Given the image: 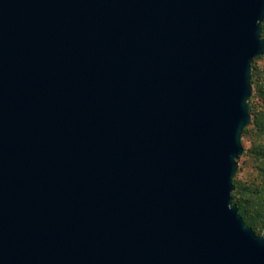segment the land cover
Here are the masks:
<instances>
[{
  "label": "water",
  "instance_id": "obj_1",
  "mask_svg": "<svg viewBox=\"0 0 264 264\" xmlns=\"http://www.w3.org/2000/svg\"><path fill=\"white\" fill-rule=\"evenodd\" d=\"M264 0H0V264H264L231 203Z\"/></svg>",
  "mask_w": 264,
  "mask_h": 264
},
{
  "label": "rangeland",
  "instance_id": "obj_2",
  "mask_svg": "<svg viewBox=\"0 0 264 264\" xmlns=\"http://www.w3.org/2000/svg\"><path fill=\"white\" fill-rule=\"evenodd\" d=\"M262 56V59L255 62V65L258 68L257 78H259V82L264 81V54ZM254 85H256V82L253 86ZM254 91L255 88H252L251 86L250 95L254 94ZM252 107H254L253 110H255V112H260L262 108L264 109V102L255 98ZM249 124L247 127L250 129L252 126H249ZM240 144L242 147V154L237 159V174L234 177V180L237 184L242 186L241 188L249 186L254 192H242L249 205L246 212L247 219H253L256 218L255 214L262 212L260 207L264 210V161L253 158L249 152L256 146L261 147L264 145V135L251 134L243 136L240 138ZM257 190H262V195H260L261 192ZM256 231L258 232V229H256ZM258 233L260 236L264 237V232L261 231Z\"/></svg>",
  "mask_w": 264,
  "mask_h": 264
},
{
  "label": "trees",
  "instance_id": "obj_3",
  "mask_svg": "<svg viewBox=\"0 0 264 264\" xmlns=\"http://www.w3.org/2000/svg\"><path fill=\"white\" fill-rule=\"evenodd\" d=\"M260 37L262 40H264V19L261 23V29H260ZM263 56H257L252 59L250 67H251V78H250V84L252 88H255L254 94L250 95L249 99L247 100L248 105V113L250 115V124L249 126H252V128L245 127L240 135V138L243 136L251 135V134H257V135H264V109L262 108L260 112H255L253 110V102L255 98L260 99L262 102H264V81L259 82V78H257L258 68L255 65V62L259 59H262ZM256 82V85L253 86V84ZM249 154L260 161H264V145L263 146H256L254 149H252ZM237 171H235L232 179V183L234 185V190L231 193V203L236 206L237 213L241 216L243 222L250 227V229L256 234L259 235L258 232H264V210L262 207H260V210L262 212H259L258 214H255L256 218L253 219H247V199L244 197L242 192L245 193H254L249 186H246V188H241L239 184L234 180V177L236 176ZM243 190V191H242ZM261 192L260 195H262V190H257ZM258 229V232L256 231Z\"/></svg>",
  "mask_w": 264,
  "mask_h": 264
}]
</instances>
